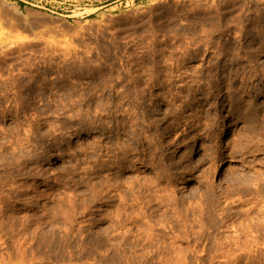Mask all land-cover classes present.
Listing matches in <instances>:
<instances>
[{
  "label": "rangeland",
  "instance_id": "1",
  "mask_svg": "<svg viewBox=\"0 0 264 264\" xmlns=\"http://www.w3.org/2000/svg\"><path fill=\"white\" fill-rule=\"evenodd\" d=\"M262 229L264 0H0V264H264Z\"/></svg>",
  "mask_w": 264,
  "mask_h": 264
},
{
  "label": "bare ground",
  "instance_id": "2",
  "mask_svg": "<svg viewBox=\"0 0 264 264\" xmlns=\"http://www.w3.org/2000/svg\"><path fill=\"white\" fill-rule=\"evenodd\" d=\"M221 56H222V55H221ZM223 56H224V55H223ZM226 57H228V56H226ZM235 57H236V56H235ZM239 57H240V56H239ZM243 57H245V55H244ZM248 57H249V56H248ZM220 58H221V57H220ZM224 58H225V57H224ZM240 58H241V57H240ZM246 58H247V57H246ZM246 58H245V59H246ZM250 58H251V57H250ZM221 59H222V58H221ZM251 59H252V58H251ZM251 59H250V61H251ZM253 60H255V59H253ZM228 61H229V60H228ZM232 61H235V60H232ZM248 61H249V60H248ZM255 61H256V60H255ZM255 61H254V62H255ZM225 62H226V60L224 61V63H225ZM240 62H241V61H240ZM254 62H253V63H254ZM258 62H259V61H258ZM222 63H223V62H222ZM231 63H232V62H231ZM234 63H235V62H234ZM236 63H237V62H236ZM242 63H243V62H242ZM242 63H241V65L245 64V63H243V64H242ZM256 63H257V62H255L254 64H256ZM232 64H233V63H232ZM237 64H239V62H238ZM246 64H248V63H246ZM246 64H245V65H246ZM222 65H223V64H222ZM224 65H225V64H224ZM257 65H258V63H257ZM211 66H212V65H211ZM232 66H233V65H231V67H232ZM250 66L252 67L251 64H250ZM254 66H255V65H254ZM254 66H253V67H254ZM223 67H224V66H223ZM227 67H228V66H226V68H227ZM239 67H240V66H239ZM243 67H245V66H243ZM246 67H247V66H246ZM234 68H235V67H234ZM237 68H238V67H237ZM240 68H241V67H240ZM248 68H249V67H248ZM257 68H258V67H257ZM232 69H233V68H232ZM235 69H236V68H235ZM244 69H245V68H244ZM216 70H217V69H216ZM223 70H224V68H223ZM225 70H226V69H225ZM252 70H253V69H252ZM259 70H260V69H259ZM211 71H212V70H211ZM229 71L232 72L230 69H229ZM235 71H236V70H235ZM239 71H240V70H239ZM198 72H199V71H198ZM227 72H228V71H227ZM240 72H242V71H240ZM240 72H239V73H240ZM259 72H260V71H259ZM210 73H211V72H210ZM243 73H244V72H243ZM251 73H252V72H251ZM221 74H223V73H221ZM229 74H230V73H229ZM235 74H237V73H235ZM248 74H250L249 71H248ZM211 75H212V74H211ZM231 75H232V74H231ZM231 75H228V73H227V75L224 77V78L228 79L229 83H230V82H234V80H232ZM245 75H246V74H245ZM187 76H188V75H187ZM234 76H236V75H234ZM238 76H239V74H238ZM210 78H211V77H210ZM213 78H214V77H213ZM216 78H217V77H216ZM220 79H221V78H220ZM222 79H223V78H222ZM245 79H247V78H245ZM245 79L243 78L242 81L245 80ZM236 80H237V79H236ZM247 80H248V79H247ZM221 81H222V80H221ZM237 81H238V80H237ZM237 81L234 82L236 85H237ZM222 82H223V81H222ZM243 82H244V81H243ZM246 82H247V81H246ZM204 83H205V82H204ZM213 83H214V82H213ZM216 84H217V83H216ZM227 84H228V82L225 80V81L223 82V84H221V85L227 86ZM232 84H233V83H232ZM241 84H242V83H241ZM217 85H218V84H217ZM228 85H229V84H228ZM230 85H231V84H230ZM242 85H243V84H242ZM242 85H241V86H242ZM245 85H246V84H245ZM238 86H239V85H238ZM216 87H217V86H216ZM221 87H222V86H221ZM226 88L228 89V87H226ZM231 88H232V87H231ZM238 88H239V87H238ZM220 89H221V88H220ZM237 90H238V89H237ZM239 90H240V89H239ZM128 145H130V144H128ZM123 148H124V147H123ZM125 148H126V146H125ZM127 148H128V147H127ZM125 200H126V199H125ZM249 210H250V212H253V211H251V210H252L251 208H250ZM249 210H248V211H249ZM259 211H260V210H259ZM261 216H263V215H261ZM258 221H259V220H257L256 222H258ZM251 223H252V222H251ZM258 223H259L258 225L260 226V222H258ZM253 224H254V223H253ZM253 224H252V225L250 224V226H252V229H254V227H255V226H253ZM255 224L257 225V223H255ZM255 224H254V225H255ZM242 225H243V224H242ZM242 225H241V226H242ZM246 225H247V224H246ZM248 226H249V225H248ZM248 226H247V227H246V226H245V227L242 226V227H243V228H248ZM250 226H249V227H250ZM242 227H241V228H242ZM239 228H240V227H239ZM250 228H251V227H250ZM255 228H256V227H255ZM258 228H259V227H258ZM249 230H250V229H249ZM249 230H248V231H249ZM262 230H264V229H262ZM243 231H244V230H243ZM249 232H250V231H249ZM252 232H253V231H252ZM208 233H209V232H208ZM262 233H263V232H262ZM210 234H211V233H210ZM245 234H246V233H245ZM247 234H248V233H247ZM238 235H239V234H238ZM248 236H249V234H248ZM253 236H255V235H253ZM253 236H252V237H253ZM256 236H257V235H256ZM227 237H228V235L226 236V238H227ZM229 237H230V235H229ZM234 237L236 238L235 235H234ZM239 237H241V236L239 235ZM239 237L237 236V238H239ZM250 237H251V236H250ZM207 238H209V237H207ZM219 238H220V237H219ZM226 238H225V240H226ZM235 238H233V239L235 240ZM253 238H254V237H253ZM253 238H251V239H253ZM255 238H256V237H255ZM240 239H241V238L236 239V241H237V243H239V245H240V244L242 243V241L244 240V239H242V241H241ZM222 240H223V239H222ZM227 240H228V238H227ZM247 240H249V239H247ZM247 240L245 239L246 242H247ZM230 241H231V240H229V241H227V242H222V243H220V244L223 246V245H225V244H228ZM232 241H233V240H232ZM232 241H231V242H232ZM236 241H235V242H236ZM220 242H221V240H220ZM231 242H230V244H234V243H235V242H234V243H233V242L231 243ZM248 243L251 244L250 242H248ZM235 244H236V243H235ZM242 244H243V243H242ZM242 244H241V246H242ZM244 244H245V243H244ZM249 244H246V245L249 246ZM219 246H220V245H219ZM231 246L233 247V245H231ZM231 246L229 245V247H231ZM234 246H236V245H234ZM237 246H238V245H237ZM248 246H247V247H248ZM226 247H227V246H226ZM229 247H228V248H229ZM232 247H231V248H232ZM245 247H246V246H245ZM233 248H234V247H233ZM243 248H244V246L242 247V249H243ZM248 248H249V247H248ZM229 249H230V248H229ZM229 249H228V250H229ZM237 249H239V247H237ZM239 250H240V249H239ZM247 251H249V250H247ZM239 252H241V251H239ZM250 253H251V252H250ZM250 253L248 252V254H250ZM246 254H247V253H245V252H241V253L239 254V256H240V257H241V256L243 257V256L246 255ZM250 255H251V254H250ZM253 255H254V254H253ZM248 256H249V255H248ZM240 257H239V258H240ZM242 257H241L240 259H242ZM244 257H246V256H244ZM234 259H235V256H234L233 260H234ZM230 260H231V261H230ZM230 260H229V261L232 263L233 260H232V259H230ZM237 261H238V260H236V262H237ZM239 262H240V261H239ZM234 264H235V263H234Z\"/></svg>",
  "mask_w": 264,
  "mask_h": 264
}]
</instances>
